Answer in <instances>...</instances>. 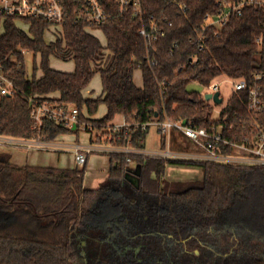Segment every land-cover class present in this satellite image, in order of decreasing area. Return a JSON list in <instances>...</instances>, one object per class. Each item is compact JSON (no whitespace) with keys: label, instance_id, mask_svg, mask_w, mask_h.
<instances>
[{"label":"trees","instance_id":"1","mask_svg":"<svg viewBox=\"0 0 264 264\" xmlns=\"http://www.w3.org/2000/svg\"><path fill=\"white\" fill-rule=\"evenodd\" d=\"M216 2L143 0L146 15L164 14L174 23L152 53L155 65L147 62L146 42L139 35L141 23L131 16L104 26V40L71 20L63 36L51 43L45 38L49 24L41 20L32 21L30 35L14 20H3L0 73L16 91L7 96L0 90V137L28 140L37 136L32 97L76 106L85 119L106 105L105 117L94 121L110 136L107 141L118 147L145 150L149 124L166 118L210 128L215 123L214 108L198 91L190 90L191 84L209 86L221 76L249 79L254 72L264 71V47L256 43L264 35V15L255 10L233 19L219 37L212 35L202 52L190 43L205 15L217 11ZM105 45L111 51L108 56L103 53ZM196 53L200 63L193 65L190 59ZM30 55L34 60L31 75L26 66ZM53 56L73 61L75 70L53 69ZM140 63L143 87L134 82ZM97 74L102 94L87 99L84 92ZM163 81L171 84L165 94L159 85ZM245 102L244 94L235 95L224 113L235 120L237 113L246 111ZM119 115L133 125L128 134L109 131L108 125ZM79 131L45 121L41 136L55 142ZM160 134L166 150L167 138ZM180 135L186 137L172 133L174 149L197 150L189 139L180 144ZM97 140L102 142L101 137ZM221 153L230 154L232 149ZM109 155L112 167L107 183L86 189V167L19 166L11 163L8 153H0V264H79L85 241L88 252L96 244L98 252L104 246L112 254L107 264L117 262L123 245L142 241L154 242L155 251L172 250L174 256L178 251L186 264H264V167L132 153ZM174 164L201 167L202 181L166 180L167 167ZM137 166L141 167L139 188L126 177ZM170 235L186 239L188 249H198L200 255L186 254L183 242Z\"/></svg>","mask_w":264,"mask_h":264},{"label":"built area","instance_id":"2","mask_svg":"<svg viewBox=\"0 0 264 264\" xmlns=\"http://www.w3.org/2000/svg\"><path fill=\"white\" fill-rule=\"evenodd\" d=\"M174 3L184 11L188 10V7L181 4L180 1H175ZM216 7L217 11L215 13H207L205 15L202 24L196 28V35L190 39V43L198 47L199 52L206 48V43L212 35L219 37L221 31L233 19L244 17L246 10H255L259 14L264 15V0H217ZM128 16L140 21L139 35L146 42L148 50L147 62L149 65H155L156 61L152 57V53L157 50V44L163 37L167 36L169 28L173 27L174 23L164 14L151 17L146 15L143 0H0L1 19H12L16 23L26 24L28 26L26 32L29 35L32 21L41 20L49 24L45 33L51 30V27H56L54 33L57 36L56 38L54 37V41L63 36L65 25L71 20L77 25H83L87 32H91L103 31L102 28L110 22L124 19V17ZM256 43L261 48L264 47V35L258 37ZM22 53L24 55L28 54V52ZM103 53L105 56L111 53L106 45ZM190 63L193 65L200 63L198 53L190 59ZM141 68L142 63L138 65V69ZM234 80L233 94L225 105H223L225 102L218 85L213 82L209 86H204L208 89L206 95L211 94L214 96L219 93V97L222 99V103L218 104L213 98L206 100V95H202L213 106L214 112L216 107H219L217 117L213 116L215 123L210 128L198 127L190 121L174 120L172 118L149 124H155L167 138V149H170L173 131H178L193 143L197 148L196 152H181L180 155L170 150V152L166 153V156H163L164 152L146 153L143 150L129 147H118L112 142L110 147H106L103 150L109 154L132 153L164 158L178 157V159L206 160L221 164L264 167V71L254 72L249 79ZM159 85L161 93L165 94L171 84L163 81ZM0 90L2 95L7 96L14 94L16 91L12 82L1 73ZM240 94H244L246 97V111L237 113L234 120V117H231L230 114L224 113V109L235 95ZM29 101L34 131L37 136L28 140L0 137V146L18 148L37 146L47 150L56 149L55 147L57 146L58 149L62 148L57 144L43 140L41 130L45 121H53L57 124L65 125L69 129H73L76 126V129L82 132L89 133L92 136H96V138H103L97 133L99 124L94 119L82 118V112L78 107L50 103L39 100L37 97H32ZM108 126L110 127L109 131L114 134L119 132L128 134L133 125L126 120L122 124L111 125L110 123ZM146 127L147 125L143 126V128ZM225 148H231L232 153H221L222 149ZM101 149L89 146L87 149L82 150L79 147L75 153L77 167L84 168L88 162L89 155Z\"/></svg>","mask_w":264,"mask_h":264},{"label":"rangeland","instance_id":"3","mask_svg":"<svg viewBox=\"0 0 264 264\" xmlns=\"http://www.w3.org/2000/svg\"><path fill=\"white\" fill-rule=\"evenodd\" d=\"M17 27L22 29L23 31H27L28 30V26L26 24H23V23H16ZM56 29V27H51V30H49V38H47V41L50 42L52 41V38L57 36L56 33H54V30ZM5 32V26H4V21L3 19L0 21V34H4ZM93 34L97 37H99L101 40H104V34L102 31H96V32H93ZM26 66H27V69L31 75L32 71H33V66H34V60H33V57L30 55L27 57V61H26ZM51 66L53 69H56V70H59V71H64V72H73L75 70V64L73 61H64V60H61L59 59L57 56H53L51 58ZM38 75L41 74V71H38L37 73ZM134 79H135V82L138 86H143V73H142V69H137L135 71V74H134ZM234 82L235 80L230 78V77H227V76H221L219 78H217L215 81H214V84L218 85L219 86V90H220V93L222 95V98L224 100V104L225 105L228 100L231 98L232 94H233V91H234ZM90 88L92 90H94V95H97L99 94L101 91H102V80H101V76L100 75H96L93 79V81L91 82L90 84ZM190 90H194V91H198L201 95L205 96L207 93H208V89L205 88L204 86L196 83V82H193L190 86ZM221 108V107H220ZM218 109L219 107H216V110L214 112V117H217L218 115ZM107 114V108H106V105L104 104H101V106L99 107V110H98V113L96 114L98 117L102 118L104 117L106 114ZM96 120V119H94ZM112 124V123H111ZM97 133H99V135H101L103 138V142L107 141V139H110V136L108 134H104L106 132L103 131V129H98ZM177 135V132H174V136ZM160 139H161V135L158 131V127L153 124L151 125V129H150V134H149V137H148V140H147V143H148V147L150 149H152L151 151H160L161 152H164V154H162L163 156H166V153L167 152H170V149H167L165 151H162L161 150V147H160ZM90 140V134L89 133H86V132H82V131H79L78 133H72V134H69V135H65L63 137H61L58 141H55L56 143H60L62 141H65V142H72V144H75L77 142H83V143H86L87 141ZM101 140V141H102ZM178 140H181V141H185V142H189L188 138L180 135L178 137ZM108 142V141H107ZM114 144V143H113ZM115 145V144H114ZM156 148H159V149H156ZM150 149H148L150 151ZM191 150L189 152H196V150H194L192 147L190 148ZM197 149V148H196ZM60 150V149H58ZM177 151H180L177 149ZM43 153H49V154H54L55 152L54 151H47L46 150H42ZM183 152V151H182ZM34 153V152H33ZM185 153V152H183ZM94 155H97V156H107L104 152L102 151H96L93 153ZM168 158H171V159H178V157H168ZM179 158H182V157H179ZM95 158L93 157L92 158V162ZM204 177V173H203V170L201 167H198V166H189V165H169L167 167V170H166V180L170 181V182H176V181H182L186 184L188 183H195V182H199V181H202ZM101 180V181H100ZM98 180L96 183H95V187L97 186H100V185H103V184H106L108 180H102L100 179ZM99 182H101V184L99 185ZM82 258V256H81ZM81 264H84V261H81ZM86 264V263H85Z\"/></svg>","mask_w":264,"mask_h":264},{"label":"crops","instance_id":"4","mask_svg":"<svg viewBox=\"0 0 264 264\" xmlns=\"http://www.w3.org/2000/svg\"><path fill=\"white\" fill-rule=\"evenodd\" d=\"M0 21H1V19H0ZM93 32H96V31H91V32L89 31V33H91V34H93ZM103 34H104V32H103ZM48 36H49V33L46 32L45 33L46 41H47V38H49ZM104 38H105V34H104ZM52 41H54V37L52 38ZM52 41H50V42L47 41V43H51ZM134 82H135V79H134ZM135 84H136V82H135ZM143 85H144V81H143ZM138 87H141V86H138ZM101 94H102V91L99 94L94 95V90H92L90 88V86L84 92L85 97L87 99H92V100L97 99L99 96H101ZM106 108H107V106H106ZM107 111H108V108H107ZM84 114L86 115V117L89 116L86 109H84ZM89 117L91 119L100 120V119H103L105 116L102 118L98 117L97 115H92ZM125 121H126L125 117L123 115H119L111 122L112 123L111 125L122 124ZM150 129H151V126H150ZM150 129H149V133L147 135V139L145 142V150H143V151L146 153L147 152L148 153L160 152L158 150L157 151H155V150L151 151L152 149H150L148 147L147 140H148V137L150 134ZM158 131H159V129H158ZM159 133H160V131H159ZM61 137H63V136H61ZM60 138H58L56 141H58ZM93 140H94V142H93ZM96 140H97L96 136H92L90 134V140L87 141L86 143H83L80 141L75 143V144H72V142H65V141H62L60 143L52 142L53 144H57V145L62 147V148H60V150H58V146L55 147L56 149L51 148V149L47 150V151H54L55 152L54 154L43 153L42 150H46V149L41 148V147H37V146L36 147H26V148H18V147H10V146L2 147V146H0V153H8L11 156V163L19 165V166L28 165V166H35V167H51V168H61V169H73V168L77 167L76 161H75V153L79 147L82 150L87 149L89 146H93L96 149L102 148L99 151L104 152L107 156L94 155L93 153L96 152V151H94L93 153H91L89 155L88 162L85 166L87 171H86V175L84 178V187L86 189H97V188L102 186V185H100L101 182H99L100 186L95 187V183L98 180L102 179V180L106 181L109 179L112 164H111V158H110L109 153H107L106 151L103 150L106 147H110L111 142H109V141L103 142V140H102V142H98V140L96 142ZM179 143L181 144V140L179 141ZM160 147H161V150L164 151L162 149V135H161V139H160ZM177 148H179V147L177 146ZM148 149H150V151ZM156 149H159V148H156ZM170 150L173 152H176L178 154H180L182 152L180 149H178L180 151H177V149H174L172 144H170ZM93 157L95 159L92 162ZM133 167H134V165H133Z\"/></svg>","mask_w":264,"mask_h":264},{"label":"flooded vegetation","instance_id":"5","mask_svg":"<svg viewBox=\"0 0 264 264\" xmlns=\"http://www.w3.org/2000/svg\"><path fill=\"white\" fill-rule=\"evenodd\" d=\"M172 237L175 239L176 242H183V245L185 247V250L183 251H185L186 254L192 256L200 255V251L198 249H188L186 239H179L178 237L172 235H170L169 238ZM151 243L152 244H145L144 241H142L141 243H138L136 245H123L122 247H124V249H118L117 251V262L112 264H186L187 261L184 257L180 256L181 254H178V251L177 253L175 252V256L172 254L174 251H169L168 249H164L162 252L156 250V252L154 242ZM83 244L84 248L81 249L80 260L84 261V264H97V261L101 260L107 264L111 261L110 259L112 257V254L104 250V246H101L100 251L98 252V245L93 244V246L89 248L88 252L87 241L83 242ZM151 247L153 249H151ZM79 264H81V262Z\"/></svg>","mask_w":264,"mask_h":264},{"label":"water","instance_id":"6","mask_svg":"<svg viewBox=\"0 0 264 264\" xmlns=\"http://www.w3.org/2000/svg\"><path fill=\"white\" fill-rule=\"evenodd\" d=\"M206 100H211L212 98L216 103L221 104L222 99L219 97V93H216L214 96L211 94L206 95ZM76 126L73 127V130H76ZM140 176H141V167L137 166L134 170H129L126 177L127 179L137 188L140 187Z\"/></svg>","mask_w":264,"mask_h":264}]
</instances>
